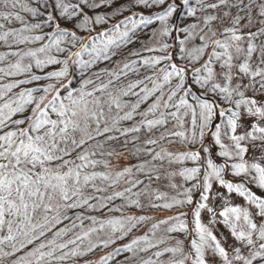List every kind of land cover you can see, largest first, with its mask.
<instances>
[{
  "label": "snow or ice",
  "instance_id": "obj_1",
  "mask_svg": "<svg viewBox=\"0 0 264 264\" xmlns=\"http://www.w3.org/2000/svg\"><path fill=\"white\" fill-rule=\"evenodd\" d=\"M0 47V264H264V0H0Z\"/></svg>",
  "mask_w": 264,
  "mask_h": 264
},
{
  "label": "rangeland",
  "instance_id": "obj_2",
  "mask_svg": "<svg viewBox=\"0 0 264 264\" xmlns=\"http://www.w3.org/2000/svg\"><path fill=\"white\" fill-rule=\"evenodd\" d=\"M224 139V142L227 144L229 143V141L227 140V138H223ZM216 151L218 152L219 150V147L216 146ZM219 153V152H218ZM217 153V159H219V161L221 162H224L225 161V158L224 157H220ZM259 153H257L258 155ZM251 155V153L249 154ZM232 161H229V164H231ZM217 163V162H216ZM217 164H220V163H217ZM186 166H192L191 162H188V164ZM226 175L228 176L227 180L230 181V182H239L242 178L240 177H235L233 174H232V170L230 169V167L228 169H226L225 173H224V176H225V179H226ZM176 182L178 184H184L185 187H190L192 183H195V181H191V182H188V183H185L181 178L177 177L176 178ZM250 187L252 186L255 190L259 191L260 194L262 192H264V190H259L257 189V187L255 185H249ZM162 190L164 191H169V194H174L172 193L169 189L166 188V186H162ZM217 192H220V193H225V195H228L227 192H226V189H224L223 187L219 186L216 182H214V186H213V195H215V193ZM198 192L195 193L194 195V199L195 200H198ZM228 199L230 201V204L231 205H241V206H246V202L244 201V199L242 197H240L238 194L236 193H232L231 195H228ZM209 205L211 207H214L215 211L217 212V214L223 209V207L225 206L222 202V200L220 198H216L215 200H212L210 199L208 201ZM202 219L204 221V223L207 224L208 222V219H209V214L205 211L202 213ZM214 232L215 234L217 235L218 239H221L223 241L224 237H227L228 238V243H232V238L230 237V234H229V231L228 229H226L223 225H217L215 228H214Z\"/></svg>",
  "mask_w": 264,
  "mask_h": 264
},
{
  "label": "trees",
  "instance_id": "obj_3",
  "mask_svg": "<svg viewBox=\"0 0 264 264\" xmlns=\"http://www.w3.org/2000/svg\"><path fill=\"white\" fill-rule=\"evenodd\" d=\"M0 51H5V49L3 47H0ZM217 122H219V121H217ZM207 141H208V145H212V140H211L210 137L207 138ZM216 148L217 147L215 146L214 151L212 152V157L214 159V162H217V163L222 164L224 162L219 161V159H217V157H216L217 156V153L219 152V150H218V152L216 151ZM173 150H175V149H173ZM202 155H203V153H202ZM136 162L137 161H136V158L135 157H130L128 159H123L121 161H118L117 163H119L121 166H130L132 164H135ZM227 178H228V176L226 175V179ZM251 188H252L253 191L257 192V194H260V192L257 191V190H255L252 186H251ZM197 195L199 196V193ZM198 199H199V197H198ZM187 209H188V206H185V209L184 210L187 211ZM189 223L191 225V216H189ZM186 245H187V241H186Z\"/></svg>",
  "mask_w": 264,
  "mask_h": 264
}]
</instances>
